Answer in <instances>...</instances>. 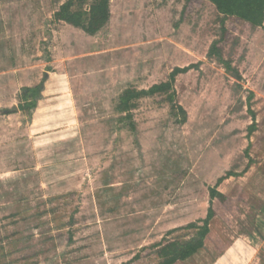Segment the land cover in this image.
<instances>
[{"label":"rangeland","instance_id":"rangeland-1","mask_svg":"<svg viewBox=\"0 0 264 264\" xmlns=\"http://www.w3.org/2000/svg\"><path fill=\"white\" fill-rule=\"evenodd\" d=\"M66 1L0 0V264H157L151 246L192 236L230 171L204 249L178 264H264V28L227 18L236 80L208 57L222 16L205 0H111L94 37L54 20ZM189 65L187 121L156 95L131 130L121 94Z\"/></svg>","mask_w":264,"mask_h":264},{"label":"trees","instance_id":"trees-1","mask_svg":"<svg viewBox=\"0 0 264 264\" xmlns=\"http://www.w3.org/2000/svg\"><path fill=\"white\" fill-rule=\"evenodd\" d=\"M212 4L216 11L222 16V38L212 43L208 57L216 58L223 65L227 72L232 73L236 80H241V75L230 61L222 56L221 43L226 37L225 22L227 18L234 17L251 25L253 28H264V0H205ZM111 0H67L60 6L59 10L54 13V20L64 22L76 29L82 30L87 36L94 37L100 33L110 22ZM197 65H189L184 68L177 67L169 75L166 82L152 86L146 90H137L130 88L125 90L120 98L117 110L121 114H125L123 120H126L131 130H135L132 110L136 107V102L153 97L156 95H166L167 101L171 104L173 116L183 124L187 121V112L176 101L175 82L178 76L187 74L191 70L196 69ZM40 86L29 90L33 98L29 99L28 95L20 101L19 110H32L36 107V96L38 95ZM31 95V96H32ZM253 93L248 98L249 106L252 101ZM253 123L249 128L250 134L256 130L255 115L251 111ZM248 151V149H247ZM246 151V152H247ZM237 176L236 173L230 171L218 179L215 187L210 189V202L207 215L204 219L193 222L183 229L190 230L193 235L182 240H171L160 242L151 246L158 258L157 264H178L185 262L204 249L206 240L210 234V225L216 216L213 208V201L220 199L225 201L224 194L218 191V186L231 177ZM138 257V256H137ZM137 259V258H136Z\"/></svg>","mask_w":264,"mask_h":264}]
</instances>
